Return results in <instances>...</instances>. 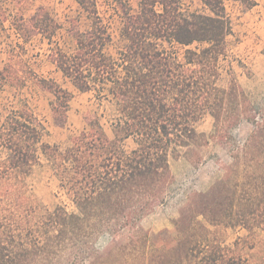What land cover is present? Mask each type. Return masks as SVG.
<instances>
[{
    "label": "trees",
    "instance_id": "trees-1",
    "mask_svg": "<svg viewBox=\"0 0 264 264\" xmlns=\"http://www.w3.org/2000/svg\"><path fill=\"white\" fill-rule=\"evenodd\" d=\"M206 12H185L180 0H139L125 12V44L109 52L112 35L95 0H77L88 28L69 31L73 47L56 45V68L81 92L114 103L108 136L96 116L61 149L42 140L44 125L27 106L0 122V264H240L213 237L211 227H264V108L256 109L231 79L218 84L220 57L232 33L228 0H198ZM245 8L254 0H233ZM26 42L33 34L51 40L60 27L48 12L14 18ZM21 44L8 51L0 69V89L27 78L49 90L55 118L65 117L71 92L54 79L37 77L20 65ZM213 119L211 137L223 140L231 157L228 173L208 190L192 194L172 231L151 235L140 225L167 195L173 175L169 157L193 154L207 137L195 123ZM242 120L253 129L240 143L231 130ZM131 139L128 148L125 141ZM42 155L73 203L53 210L25 196L26 177ZM105 247L97 243L103 236Z\"/></svg>",
    "mask_w": 264,
    "mask_h": 264
},
{
    "label": "rangeland",
    "instance_id": "rangeland-1",
    "mask_svg": "<svg viewBox=\"0 0 264 264\" xmlns=\"http://www.w3.org/2000/svg\"><path fill=\"white\" fill-rule=\"evenodd\" d=\"M99 15L109 28L112 44L109 52L115 53L126 42L121 34L125 12L134 14L139 10V0H95ZM255 5L245 8L239 1L225 2L226 12L231 20L232 33L226 37V48L220 57V78L218 84L227 87L231 79L245 90L256 109L264 108V0H254ZM185 12H206L198 0H180ZM48 12L60 27L51 40L41 34H33L26 42L14 28V18ZM90 20L77 0H0V69L8 60V51L16 44H21V64L13 69L34 72L37 77L54 79L56 83L72 94L63 119L55 118L51 102L53 94L42 87L36 80L27 78L21 85H5L0 89V122L11 111L27 105L44 125L42 140L65 149L71 138L86 128L85 119L96 116L108 136H111L110 123L115 115L112 101L98 97L94 92L78 91L70 81L56 68L51 52L58 45L65 50L73 47L74 40L70 34L73 26L81 30L88 28ZM195 128L207 137V144L199 148L202 159L195 163L193 154L169 157L172 183L162 203L156 205L145 215L140 225L151 235L172 231L173 222L178 218L181 208L189 197L197 192L208 190L218 179L230 173L228 166L231 157L223 140L211 137L213 119L204 114ZM253 129V124L242 120L231 132L242 143ZM125 146H133L127 139ZM5 151L0 150V159ZM26 193L30 201L53 210L56 206H64L73 211V203L67 198L59 185V181L50 163L40 155L25 180ZM213 237L222 246L228 248L230 260L240 264H264V227L248 230L242 226L211 227ZM109 236L99 239L97 246L105 247Z\"/></svg>",
    "mask_w": 264,
    "mask_h": 264
}]
</instances>
